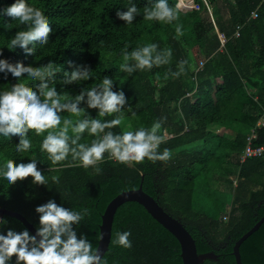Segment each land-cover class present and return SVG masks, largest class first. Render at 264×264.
I'll use <instances>...</instances> for the list:
<instances>
[{"label": "trees", "instance_id": "1", "mask_svg": "<svg viewBox=\"0 0 264 264\" xmlns=\"http://www.w3.org/2000/svg\"><path fill=\"white\" fill-rule=\"evenodd\" d=\"M178 1L168 0L178 19L167 23L144 19V8L155 0H25L44 13L52 28L46 44L28 46L34 49L31 55L19 47H7L16 33L27 27L0 12V59L33 67L54 62L59 70L49 84L67 100H74L81 90L98 86L107 77L113 80L112 90H122L128 101L121 113L99 117V109L88 108L85 98L79 105L85 109L84 115L62 112V117L75 123L84 118L111 120L122 116L121 125L111 129L117 134L150 130L159 121L158 134L165 140L157 151L171 152L167 162L153 163L146 158L142 163L128 164L106 153L103 162L85 169L71 155L53 165L40 150L46 133L37 136L30 131L33 147L26 153L16 150L18 135L0 136V170L8 159L17 164L36 159L49 181L38 185L28 177L9 184L0 175V208L21 212L37 229L40 214L35 209L49 200L75 211L87 208L90 216L73 227L78 238L86 237L97 250L102 214L109 202L122 191L142 184L185 224L199 253L217 254L201 264H238L233 252L236 241L264 216V154L241 158L253 128L252 144L264 145V0H196L199 7L188 11L180 9ZM15 2L0 0V10ZM191 2L193 5L182 6L180 0L179 4L184 8L196 5ZM133 4L140 15L127 24L117 13ZM256 9L258 16L253 17ZM177 27L181 35H177ZM237 29L239 35L235 34ZM153 43L161 52L171 50L168 63L150 70L136 69L131 75L120 71L125 50L130 53ZM77 67L87 68L91 78L64 83L65 73ZM16 83L35 90L39 81L27 74L15 78L0 72V92ZM93 139L85 132L79 142L90 144ZM53 177L59 182L54 183ZM223 184L233 192L221 206L217 196L226 194ZM204 191L208 192L207 200L203 199ZM1 219L0 232L4 234L9 229H27L32 234L12 214L4 213ZM117 232H131V248L112 243ZM181 251L174 233L144 205L130 200L116 211L111 241L101 260L102 264H183ZM240 252L243 262L264 264V222L241 243ZM8 264H16V257Z\"/></svg>", "mask_w": 264, "mask_h": 264}, {"label": "clouds", "instance_id": "2", "mask_svg": "<svg viewBox=\"0 0 264 264\" xmlns=\"http://www.w3.org/2000/svg\"><path fill=\"white\" fill-rule=\"evenodd\" d=\"M0 12L27 27V30L18 31L11 39L7 46L9 49L19 47L31 55L34 49L28 47L30 44L48 42L52 28L39 8L29 6L25 0H16ZM117 15L127 24H131L136 16L140 15V10L133 4L127 11L118 12ZM143 17L145 20L167 23L178 19L176 10L169 6L168 0H155L151 7L146 6ZM176 32L177 35L182 34L179 27ZM2 54L0 52V55ZM171 55V50L161 52L154 43L136 48L130 53L125 50L120 71L131 75L136 69L150 70L153 66L168 63ZM129 61L135 63L130 64ZM58 70L51 61L41 67H33L25 66L23 62L10 63L7 59H0V72L5 73V76L11 73L13 77L21 78L27 74L32 80L39 81L35 90L25 83H16L10 90L0 92V136L18 135V152L26 153L32 149L33 144L29 138L31 131L37 136L46 133L40 150L47 153L53 165L64 162L69 155L73 160H79L85 169L96 167L103 162L106 153L124 164L142 163L146 158L153 163L167 162L171 158L169 149H164L162 153L157 151L165 140L158 134L161 128L159 121L155 122L150 130L140 128L137 131H123L117 134L111 129L121 125L122 116L111 120L84 118L75 123L70 118L62 117V112L76 117L84 115L85 109L79 105L85 98L88 108L99 109V117L121 113L128 101L122 90H112L113 80L107 77L98 86L81 90L74 100H67L56 87L49 84V80L54 78ZM65 77L64 83L86 81L91 78V72L87 68L77 67L70 74L65 73ZM85 132L94 137L90 144L79 142ZM96 171L99 172L100 169L96 168ZM0 175L9 184H15L28 177H32L33 183L38 185L49 183L38 169L36 159L19 164L8 159L0 170ZM52 180L54 183L59 182L56 177ZM35 211L40 214V226L35 235L30 234L27 229L22 232L9 229L7 234L0 232V264H8L14 256L16 264H102L101 256L93 249L91 242L86 237L78 238L73 227L79 225L86 216H90L87 208L75 211L57 204L55 200H49L37 206ZM2 223L4 221L0 219V224ZM130 235L131 232H117L112 243L131 248Z\"/></svg>", "mask_w": 264, "mask_h": 264}, {"label": "water", "instance_id": "3", "mask_svg": "<svg viewBox=\"0 0 264 264\" xmlns=\"http://www.w3.org/2000/svg\"><path fill=\"white\" fill-rule=\"evenodd\" d=\"M179 3L180 1L177 3L178 7H180ZM130 200L137 201L144 205L159 222H161L165 227L174 233L181 244V256L183 259V264H201L207 258H217V254L214 251L199 253L196 240L185 224L179 218L170 214L153 195L146 192L143 189L142 184L138 188L124 190L119 193L109 202L104 213L102 214L100 240L96 250L100 254L101 258L108 249L111 241L113 221L116 211L122 203ZM4 213L12 214L13 216L17 217L26 225L33 235L36 234L37 228L35 225L21 212L8 208H0V219ZM263 222L264 216L261 217L252 228L245 232L236 241L233 252L236 256V261L238 264H249L243 262L242 260L240 245L249 235L257 230Z\"/></svg>", "mask_w": 264, "mask_h": 264}, {"label": "built area", "instance_id": "4", "mask_svg": "<svg viewBox=\"0 0 264 264\" xmlns=\"http://www.w3.org/2000/svg\"><path fill=\"white\" fill-rule=\"evenodd\" d=\"M252 16L253 17L258 16L257 9L252 11ZM235 34L236 35H239L240 34L239 29H237V31H236ZM222 36H223V40L225 41V36L224 35H222ZM203 64H204V61H201V65H203ZM263 154H264V145L254 146L252 144V138L250 136L249 137V140H248V143H247V145H246V147L244 149L242 158L245 159L248 156H260V155H263ZM226 217H228V216H225V218Z\"/></svg>", "mask_w": 264, "mask_h": 264}, {"label": "rangeland", "instance_id": "5", "mask_svg": "<svg viewBox=\"0 0 264 264\" xmlns=\"http://www.w3.org/2000/svg\"><path fill=\"white\" fill-rule=\"evenodd\" d=\"M190 4H192L193 5V2H191V0H182V6H186V5H190ZM197 4V3H196ZM210 12H211V10H210ZM211 14V13H210ZM222 39H223V36H222ZM240 127V126H239ZM230 132V131H229ZM215 183V182H214ZM216 185V184H215ZM223 188L226 190V194L224 195V197H219V196H217V198H220L221 200H222V203H221V206H222V204H223V206L225 205V204H227V201H229V196L232 194V190L231 189H229L228 188V186H227V184H223ZM211 194V192L209 193V195ZM217 195V194H216ZM202 196H203V199L204 200H207L208 199V192L207 191H204L203 192V194H202ZM212 196L210 195V198H211ZM226 199V200H225ZM213 200V198H211V201ZM219 204H220V201H219ZM230 206V205H229Z\"/></svg>", "mask_w": 264, "mask_h": 264}, {"label": "crops", "instance_id": "6", "mask_svg": "<svg viewBox=\"0 0 264 264\" xmlns=\"http://www.w3.org/2000/svg\"><path fill=\"white\" fill-rule=\"evenodd\" d=\"M180 1V0H179ZM195 3H197L196 2V0H193ZM199 7V4L197 3L195 6H191V7H189V8H184V7H179L180 9H182V10H184V11H188V10H192V9H194V8H198ZM221 37H222V34H221ZM223 40V39H222ZM224 41V40H223ZM263 119H264V117H263ZM262 119H260L259 120V124L262 122L261 121ZM254 134V128L251 130V133H250V136H251V138H252V135ZM170 134L169 133H167V134H165V136H169ZM248 143V142H247ZM247 145V144H246ZM243 156V155H242ZM242 158V157H241ZM243 159V158H242Z\"/></svg>", "mask_w": 264, "mask_h": 264}]
</instances>
